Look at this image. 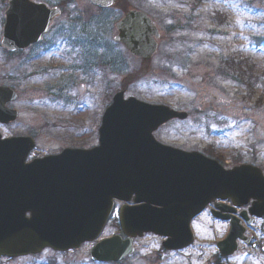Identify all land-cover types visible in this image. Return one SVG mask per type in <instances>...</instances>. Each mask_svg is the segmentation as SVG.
Here are the masks:
<instances>
[{"label":"rangeland","instance_id":"1","mask_svg":"<svg viewBox=\"0 0 264 264\" xmlns=\"http://www.w3.org/2000/svg\"><path fill=\"white\" fill-rule=\"evenodd\" d=\"M33 1L53 6L61 0ZM6 4L0 0V39ZM128 5L148 14L161 34L147 71L122 48H112L113 25L121 14L116 9L101 14L86 0L66 3L67 16L57 26L86 48L94 35L98 36L99 53L93 52V43L84 56L85 63L93 67L92 73L99 71L96 77L79 70L72 75L59 72L55 69L59 64L77 66L82 61H64L48 43L16 55L7 54L0 46V86L18 94L17 101L8 105L18 118L7 126L0 125L2 138H33L35 148L28 161L67 148H92L97 145L104 109L116 92L124 90L125 97L188 113L186 121L170 122L156 131L158 142L215 156L226 169L255 166L264 175V0H135ZM173 27L177 30L170 29ZM64 36L51 33L45 41L64 40ZM82 48L85 53L87 49ZM101 56L104 64L100 66ZM113 57L124 63V73L107 67L104 60ZM229 58L253 65L260 84L250 96L240 81L228 77L232 66ZM137 67L138 74L133 73ZM191 229L194 245L182 253L162 251V239L147 235L135 243L134 254L120 264H215V242L223 237L225 227L206 214L199 216ZM252 230L264 234V221ZM115 233L117 229L110 222L101 238ZM90 248L84 245L68 254L46 249L35 257L0 260V264H95L89 259ZM223 262L264 264V257L244 250Z\"/></svg>","mask_w":264,"mask_h":264},{"label":"water","instance_id":"2","mask_svg":"<svg viewBox=\"0 0 264 264\" xmlns=\"http://www.w3.org/2000/svg\"><path fill=\"white\" fill-rule=\"evenodd\" d=\"M88 1L106 9L121 0ZM59 13L30 0H9L1 46L14 53L37 44ZM115 28V42L133 57L148 62L155 54L159 34L142 12L127 11ZM16 99L12 89L0 87V124L17 119V112L6 108ZM186 118V113L164 106L125 100L121 91L104 111L98 146L91 150L66 149L26 164L33 140L0 136V258L36 255L45 248L65 252L96 241L113 200L137 205L120 210L126 240L116 236L98 242L90 250L92 261L120 262L133 253L132 239L145 233L166 238L165 250L188 247L193 242L191 220L215 199H230L236 206L253 200L252 215L263 217L259 169L243 165L225 171L199 153L155 141L153 133L160 126ZM242 233L231 229L218 245L220 256L237 250L235 240Z\"/></svg>","mask_w":264,"mask_h":264},{"label":"flooded vegetation","instance_id":"3","mask_svg":"<svg viewBox=\"0 0 264 264\" xmlns=\"http://www.w3.org/2000/svg\"><path fill=\"white\" fill-rule=\"evenodd\" d=\"M68 2H70V0H61L60 2H58V4H54L53 6H49L47 4L42 3L49 10H52L55 8L59 9L60 13L58 16H56L51 21L48 31L44 35L41 36V41L37 45L30 47V48H34V49L43 48V47H46L45 43H48L50 44V46H52L51 51H53L54 54H58V56L64 61L70 62L72 59L78 60L76 62H80V63L82 61V64L81 65L78 64L77 66L70 65V66L62 67L61 66L62 64H59L57 67H55V69H58L59 72L61 73L63 72L69 75L72 72L74 73L75 71L79 70L81 72L83 71L84 73L87 72L91 74V76L96 77L99 71L92 73L91 69L93 67L85 63L86 58L84 56L90 52L93 43H94L93 52L99 53L98 36L94 35V37L92 38V41H90L91 42L90 47L86 48V46L82 42L78 43L80 41L76 40L75 37H72L70 33L62 31L60 26H57V22L59 21L61 22L67 16L66 15L64 17L65 9L63 7ZM70 18L71 17L68 16V19ZM75 32H76V29L73 28L72 33L75 36H77ZM51 33L53 34V36L58 33H59V37H63V35H66V36H64L63 38L64 40H53V42L45 41L46 37ZM82 47H85L87 49L85 53L82 51L83 49ZM114 47L119 49V46L117 45L113 46L112 48ZM29 49H27L26 51H28ZM118 59L119 57H113L109 59L106 58L104 61L107 62L106 65L109 68H110V64H112V68L110 69L114 70V64L118 61ZM102 64H104V62L101 56L100 66ZM115 204H118V203H115ZM252 207H253V201H249L247 204L242 205V206H236L233 204V202L230 199H224V200L215 199L207 206L205 211L201 214V215L207 214L215 224H220V225H223V227H225V233L223 237H221L220 240L215 242V246H214L215 254L213 257L215 264H222L224 263L223 261L227 263L230 261V259L234 258L238 254H241L244 250H247L251 253L256 252L258 253V255L264 257V234H261V232H257L256 230L254 231L252 230L254 225H256L258 222L264 221V217L259 218V217L252 215L251 213ZM231 229H235V231L237 230L242 231L243 233L241 237H238L235 240L234 246L237 247V251L223 260L219 258L217 255L218 244L226 238V236L230 233ZM141 240L142 239L136 238L133 240V243H136ZM183 251L184 250L175 252V254L182 253ZM166 253H169V252H166ZM170 253H174V252H170Z\"/></svg>","mask_w":264,"mask_h":264},{"label":"trees","instance_id":"4","mask_svg":"<svg viewBox=\"0 0 264 264\" xmlns=\"http://www.w3.org/2000/svg\"><path fill=\"white\" fill-rule=\"evenodd\" d=\"M127 5H128V1L123 0L122 3L117 6V8L123 11L124 8L127 7ZM231 61H232L231 62L232 66H230V74H229L230 76L228 77H230V79H233L235 82L240 81V84L244 87L245 91H247L250 96V94L254 92V89L257 86V84H260L259 78L256 77L252 68L247 67L248 70L244 72L241 68L242 64L235 63L233 58L231 59ZM262 99L263 98L260 97L258 101L260 102Z\"/></svg>","mask_w":264,"mask_h":264}]
</instances>
